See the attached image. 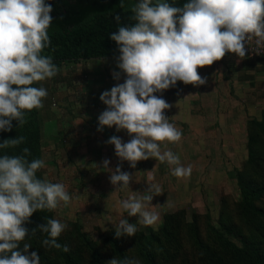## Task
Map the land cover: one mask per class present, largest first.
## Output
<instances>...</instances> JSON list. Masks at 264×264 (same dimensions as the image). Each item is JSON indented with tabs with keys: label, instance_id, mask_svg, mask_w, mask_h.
Returning <instances> with one entry per match:
<instances>
[{
	"label": "clouds",
	"instance_id": "obj_1",
	"mask_svg": "<svg viewBox=\"0 0 264 264\" xmlns=\"http://www.w3.org/2000/svg\"><path fill=\"white\" fill-rule=\"evenodd\" d=\"M125 9V0H119ZM52 6L45 0H0V131L12 130L26 123V114L40 109L48 92L36 82L55 77L59 69L51 56L41 53L50 45L48 29L53 21ZM130 23L119 26L109 36L118 46L116 58L118 72L113 79L125 75L122 84L113 86L99 96L106 109L98 116L97 131L115 126L117 132L125 130L131 139L122 142L113 135L106 143L114 146L120 162L127 161L130 168L137 162L154 158L167 162L171 174L177 178L191 175V165L184 167L179 155L171 150L161 152V143H177L182 133L164 115L171 105L161 96L178 81L194 86L206 84L197 69L211 66L226 53L243 59L247 43L255 40L264 47V0H188L175 6L164 0H136L130 6ZM24 136L4 139L0 149L15 148L25 142ZM27 147L19 155H0V264H40L37 252L28 250V243H20L37 231L47 234L42 240L46 248L69 252L57 238L67 225L57 219H47L36 228L24 227L33 213L54 210L61 202L68 206L72 197L63 183H51L37 178L45 167L43 159L29 160ZM105 159L100 166L107 171L109 181L116 188H129L132 175L121 171L118 163L110 169ZM159 193L155 185L119 202L121 219L113 226L115 238L133 237L137 224L153 226L160 219L151 204ZM138 217L137 223L124 218ZM107 231V229L105 230ZM93 239H95L93 237ZM106 264H139L138 260L113 257Z\"/></svg>",
	"mask_w": 264,
	"mask_h": 264
},
{
	"label": "crops",
	"instance_id": "obj_2",
	"mask_svg": "<svg viewBox=\"0 0 264 264\" xmlns=\"http://www.w3.org/2000/svg\"><path fill=\"white\" fill-rule=\"evenodd\" d=\"M118 56L63 64L59 72L66 71L54 88L42 85L48 92L44 106L38 109L40 154L45 161L43 180L63 183L72 197L68 206L61 202L54 209L55 216L87 232H114L113 226L122 218L119 202L133 192L143 193L149 185L159 189L151 204L160 219L190 202L195 177L203 172L221 174L218 165L225 167L227 161L224 164L223 159L230 158L229 152H238L241 142L246 143L249 123L264 111V60L248 56L240 59L226 53L211 66L197 69L202 78H207L206 84L178 81L175 87L154 93L171 105L164 115L182 133L177 143H161V152L171 150L179 155L184 167L191 165V175L177 178L171 174L175 166L154 158L130 168L127 161L120 162L115 156L114 146L106 143L113 135L126 143L131 139L128 133L117 132L115 126L97 131L98 116L106 109L99 96L126 78L121 73L119 80L113 79L112 73L119 71ZM78 64L80 67H76ZM105 159L110 161V169L120 163L121 171L132 175L129 188L116 190L109 173L93 167V163L100 166ZM124 218L130 223L138 220L126 213Z\"/></svg>",
	"mask_w": 264,
	"mask_h": 264
},
{
	"label": "rangeland",
	"instance_id": "obj_3",
	"mask_svg": "<svg viewBox=\"0 0 264 264\" xmlns=\"http://www.w3.org/2000/svg\"><path fill=\"white\" fill-rule=\"evenodd\" d=\"M65 71L38 82L40 87L54 88ZM255 120L264 122V111ZM247 136L248 144L242 141L238 152L223 159L227 165H218L221 174H198L190 202L160 223L137 224L133 237L116 239L114 232H87L54 214L67 225L58 238L81 250V264H106L113 257L145 264L142 243L156 264H264V127L248 125Z\"/></svg>",
	"mask_w": 264,
	"mask_h": 264
},
{
	"label": "trees",
	"instance_id": "obj_4",
	"mask_svg": "<svg viewBox=\"0 0 264 264\" xmlns=\"http://www.w3.org/2000/svg\"><path fill=\"white\" fill-rule=\"evenodd\" d=\"M45 2L52 6L50 15L53 21L48 29L50 45L41 54L51 56L57 67L71 62L119 55L118 46L109 39V36L118 30L116 16L120 17L119 26L130 23L128 19L131 15L130 6L136 0H125V9L119 7V0H45ZM153 2L155 3L156 0ZM164 2L182 6L188 0H164ZM37 83L32 86L40 87ZM250 124L264 127V122L255 120ZM12 125L11 131H0V142L16 136H24L25 142L15 148L0 149V155H19L22 149L27 147L30 151L28 156L30 161L41 159L38 109H33L26 114V123L23 126L17 127L16 121H13ZM248 141L249 136H247V144ZM36 176L43 180L42 169L37 171ZM29 219L30 223H26L24 227L28 228L30 233L31 229L44 224L47 219H54V210L37 211ZM80 236L82 239L86 238L82 234ZM45 238L47 234L39 231L35 236L30 233L20 243V247L23 248L24 243L30 244L31 248L28 252L29 254L32 251L37 252L40 256V264H81L79 259L81 250L78 247L72 248L63 242V238H57V242L62 246L69 247V252L46 248L42 245V240ZM140 251L145 264H156L154 257L143 243Z\"/></svg>",
	"mask_w": 264,
	"mask_h": 264
},
{
	"label": "built area",
	"instance_id": "obj_5",
	"mask_svg": "<svg viewBox=\"0 0 264 264\" xmlns=\"http://www.w3.org/2000/svg\"><path fill=\"white\" fill-rule=\"evenodd\" d=\"M246 47L248 49L246 52V56L257 57L264 60V47H257L255 44V40L248 42Z\"/></svg>",
	"mask_w": 264,
	"mask_h": 264
}]
</instances>
